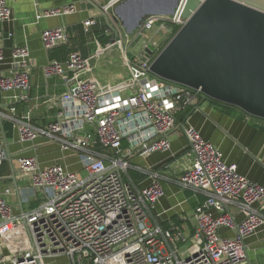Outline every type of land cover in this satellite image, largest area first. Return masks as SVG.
<instances>
[{"label": "built area", "instance_id": "obj_1", "mask_svg": "<svg viewBox=\"0 0 264 264\" xmlns=\"http://www.w3.org/2000/svg\"><path fill=\"white\" fill-rule=\"evenodd\" d=\"M185 1H180L170 18L146 19L132 40L121 33L111 16L110 10L119 0H108L100 7L107 24H111L105 29L109 40L96 57H114L118 51L122 65L133 75L126 85L100 91L89 78L91 57L78 52H71L64 62L52 60L43 67L45 78L57 76L62 80L64 91L59 99L64 109L44 128L14 120L17 139L25 143L44 137L63 153L76 156L80 170L68 171L58 163L41 169L33 157L17 159L20 176L27 177L33 189L43 191L46 202L15 217L0 199L3 243L21 233L25 242L20 253L0 256V264H46L47 259L60 257L67 264H249L245 240L264 228V188L241 176L236 165L226 164L222 153L193 128H183L193 162L176 180L181 190L205 198L194 209L192 236L150 222L151 210L164 194L158 173L139 168L148 180V185L139 189L125 181L130 166L125 159L169 151L168 136L177 126L176 113L206 100L199 90L150 73V64L159 52L155 43H146L155 53L145 59V44L138 55L130 56L127 51L146 33L156 30L170 34L171 26L179 29L184 24L179 18ZM74 11L72 6L45 10L37 13L36 19ZM11 21L12 10L0 0V23ZM97 25L94 19L85 20L83 31L91 34ZM67 41L64 28L41 33L45 51ZM11 58L9 75L0 74V93L18 92V99L25 101L33 61L25 47L13 48ZM123 140L129 146L126 154ZM7 161L9 153L0 146V165ZM221 229L234 234L223 236Z\"/></svg>", "mask_w": 264, "mask_h": 264}, {"label": "crops", "instance_id": "obj_2", "mask_svg": "<svg viewBox=\"0 0 264 264\" xmlns=\"http://www.w3.org/2000/svg\"><path fill=\"white\" fill-rule=\"evenodd\" d=\"M89 1L5 0L13 12V21L0 23V41L3 49L0 74L9 75L11 52L15 47H25L29 59L33 61V67L29 71L30 85L27 100H19L18 92L0 93V146L9 153V161L0 165V199L10 206L15 217L40 208L46 202V194L41 190L33 189L29 179L20 176L17 169L19 157H33L41 169L58 163L68 171L80 170L76 156L63 153L56 143L44 137H37L25 143H20L17 139L14 120L28 121L36 128H44L56 119L58 111L64 109L59 99L64 91L62 80L57 76L51 78L43 76L42 69L52 61L49 60L48 54L53 49L45 51L41 42V33L49 29L64 28L68 41L58 47H65L66 52L65 54L56 52L53 60L64 62L71 52H78L82 57H91L89 78L98 84L102 92L126 85L133 78L132 71L125 69L122 64L123 69L112 66V60L116 56L96 57L101 53L104 45L99 38H103V41L106 38L109 40L105 29L111 22L107 24L102 14L95 8L100 9L108 0ZM65 6H72L75 11L68 15L36 19L37 13ZM88 19H94L98 23L91 30V34L83 31L82 24ZM138 53L137 51L131 56ZM176 124V128L168 136L169 151L143 157L134 154L125 160L130 165L127 171L131 167L136 171L140 168L147 172H156L161 178L164 194L151 210L150 222L161 226V223L177 217L178 226L169 222L167 228L175 227L185 235L192 236L195 229L194 209L205 198L200 193L181 190L176 184L179 176L189 169L193 162L188 152L183 128H193L204 141L210 142L222 153L226 164L236 165L241 176L264 188V122L224 104L199 100L185 122H176ZM123 141L125 147L122 150L126 154L129 146L125 140ZM125 181L137 189L148 185L147 176H144L143 181L133 183L126 174ZM262 213L264 214V210ZM236 220L239 221L240 217ZM220 233L226 237H232L234 234L227 229H221ZM24 243L22 233L10 236L6 243H3V235L0 234V256L11 257L20 253ZM245 245L249 264H264V228L246 239ZM45 263L67 264V261L60 257L47 259Z\"/></svg>", "mask_w": 264, "mask_h": 264}, {"label": "water", "instance_id": "obj_3", "mask_svg": "<svg viewBox=\"0 0 264 264\" xmlns=\"http://www.w3.org/2000/svg\"><path fill=\"white\" fill-rule=\"evenodd\" d=\"M180 1L119 0L113 21L132 33L148 18H170ZM179 21L150 73L264 122V0H186Z\"/></svg>", "mask_w": 264, "mask_h": 264}, {"label": "trees", "instance_id": "obj_4", "mask_svg": "<svg viewBox=\"0 0 264 264\" xmlns=\"http://www.w3.org/2000/svg\"><path fill=\"white\" fill-rule=\"evenodd\" d=\"M178 28L177 27H173L171 26V33L168 35V37L159 45V51L164 47V45L171 39V37L177 32ZM98 35V34H97ZM100 42L105 44V42L108 40V38H106L105 41H103L104 39L99 38ZM57 50V51H56ZM56 52H61L64 53L66 52L65 47L61 46V47H55L53 48L52 52H50L48 54V58L49 60H53ZM211 101V100H210ZM213 103H217L215 101H212ZM193 106L192 107H185L183 109H181L180 111L177 112L176 114V122L179 123H184L187 116L190 114V112L192 111ZM125 147V142H122V148ZM144 174H141L140 172L136 171L134 168L131 167V169L129 171H127V178H129L133 183H138L143 181L144 179ZM172 223L175 226H178V218L177 217H172L170 220L165 221L163 223H161V226L163 228H167L168 227V223Z\"/></svg>", "mask_w": 264, "mask_h": 264}, {"label": "rangeland", "instance_id": "obj_5", "mask_svg": "<svg viewBox=\"0 0 264 264\" xmlns=\"http://www.w3.org/2000/svg\"><path fill=\"white\" fill-rule=\"evenodd\" d=\"M117 6V4L110 10L111 12V16L114 17V8ZM117 27L120 29L121 33L126 34L127 36H129V38L132 40L134 38V31L132 33H127L125 28H123V26L117 22ZM169 32H156V30L151 31L149 33H146L144 35L143 38H139L138 40L134 41L133 45L131 47L128 48V54L131 56V54H135L137 53V51H139L145 43L147 42H153L155 43L157 46H159L164 40L165 38L168 36ZM115 53H117L115 56L116 58H113L112 60V66H116L119 68H122V63L120 61V59L118 58L121 54L118 51H115ZM114 56V57H115Z\"/></svg>", "mask_w": 264, "mask_h": 264}]
</instances>
